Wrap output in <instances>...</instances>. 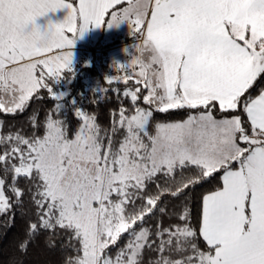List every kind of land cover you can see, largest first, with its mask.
<instances>
[{
    "label": "rangeland",
    "instance_id": "1",
    "mask_svg": "<svg viewBox=\"0 0 264 264\" xmlns=\"http://www.w3.org/2000/svg\"><path fill=\"white\" fill-rule=\"evenodd\" d=\"M83 1L81 0V4L79 3L81 16L89 11L82 8ZM124 2L125 4L121 8L113 10L114 6ZM100 3L104 10L99 9ZM155 3V0H96L95 9L97 8V10L94 18L96 32H94L93 38L90 37L93 40L84 41L82 37L75 39V43L72 45L74 49L62 54L65 55L63 60L60 59L62 68L53 69L59 62L57 61L59 60L57 59L58 55L7 68H5V64H1L0 60V66H3L0 70V108L8 113H14L17 109H22L27 105L31 96L45 83L46 79L53 78L61 82L62 71L71 73L74 71L72 74L74 76L76 72L79 73L86 68L85 66L95 68V73L92 71L89 73L87 69L80 73L86 75V77L84 76L86 85L94 92L104 95L110 89V84L123 83L121 80L124 79L126 81L127 77H123H125L128 65L121 57L123 52H126L128 58L133 57V60L142 51L145 55V60L140 62V67L144 70L143 74L137 75L134 64L129 66V68L133 67L134 71L131 77H128L134 80L135 77H138L142 83V85L133 86L129 95L134 101H138L135 97L137 94L138 98H142L141 101L150 108L139 107L133 116L127 118L125 124L124 120L120 121V126L124 125V141L117 155H112L111 148L103 156L101 155L94 121L91 117L84 119L82 129L72 139L66 137L63 127L49 122L45 138L41 140L38 147L33 149L29 160L28 158L23 160L16 170L17 175L29 174L35 168L42 172L47 182L48 196L60 210L61 217L76 226L84 237L86 264H133L146 240L147 235L144 230L135 235L134 242L128 244V249L123 252L129 256L128 259L103 257L107 247L117 240L119 234L132 233V228L136 223L130 224L124 220L123 203L125 199L113 204L110 203V197L113 194H125L127 186L130 184L142 185L160 167L170 168L175 164L189 161L213 170L218 166H228L239 160L241 161L239 179L249 180L252 183L256 181L259 185L264 179V153L258 151L259 148L264 150V145H260L256 135L249 133L244 128L240 117L237 118L240 125L237 137L245 145H240L233 151H230V147H219L215 154H213L214 152L204 154L196 150V147L190 146L195 143V140L192 135L186 133V130L191 131L192 128L197 129L198 127L183 125L182 122L160 124L152 141L148 143V139H145L152 109L167 110L195 105L184 103L178 97L170 99L165 91H157V84L153 87L150 82V77L153 74L160 82L159 86L164 83L161 72L157 69H153L152 74L150 73L147 65V51L151 44L149 41L143 42ZM109 12L110 15L106 20ZM104 20L106 22L102 26ZM137 35H142L140 36L143 37L142 42L124 46L128 42L136 40ZM247 38L249 37L247 36ZM246 45L261 51L264 48V40H259L256 44L246 41ZM56 47H59V43L54 44L50 49ZM96 48L99 49L97 51L103 49L110 51H108L107 57L99 54V58L94 59ZM12 54L15 55V53ZM12 54L5 53L3 49H0V55L3 57L8 56L13 59ZM257 58H259L258 55ZM150 61L153 62V60ZM257 61L259 62V59ZM47 64L50 67H47ZM263 70L264 66L261 71ZM65 87H67V83H65L64 89ZM208 108L212 110L214 107ZM202 114L203 112H198L189 118L201 117ZM197 122L198 119L195 123ZM204 126L205 124H200L199 128ZM215 166L216 168H213ZM249 193L247 192L246 200L242 199V206L238 210L240 218L234 219L228 228H235L238 233H243V235L248 232V245L251 250L244 251L247 260L252 254L254 258L262 259L264 258V203L258 201L256 205L254 198ZM260 196L262 197V194ZM7 207L8 201L3 191V180L0 178V208L4 211ZM204 224L210 237L209 240L213 242V244H208L215 246L214 251L206 257L207 264H224L225 261L232 264L236 261L241 253L237 251L233 253L228 250L230 244L227 245V248L225 246L222 249L216 248L217 224L214 212L206 213ZM258 232H261L262 235ZM243 257L241 256V259Z\"/></svg>",
    "mask_w": 264,
    "mask_h": 264
},
{
    "label": "trees",
    "instance_id": "2",
    "mask_svg": "<svg viewBox=\"0 0 264 264\" xmlns=\"http://www.w3.org/2000/svg\"><path fill=\"white\" fill-rule=\"evenodd\" d=\"M123 5L118 4L113 10ZM109 15L110 12L106 20ZM97 50L94 59L99 58ZM85 67L81 72L87 69L95 73V68ZM81 72L72 76L74 71H64L59 77L61 82L46 79L27 105L14 113L0 108V178L8 201L4 211L0 208V264H86L84 237L76 226L61 217L48 196L42 172L35 168L29 174L17 175V167L26 158L29 160L33 149L45 138L49 122L63 127L66 137L72 139L87 117L94 121L101 155L110 148L112 155H117L124 141V125L121 127L120 121L125 124L137 108L150 106L142 98L134 101L130 97L128 89L136 86L133 82L109 83L110 89L102 95L86 85V75ZM263 90L264 70L237 99L234 109L222 110L215 102L152 109L145 139L150 143L160 124L184 122L211 106L212 115L217 118L240 117L249 132L246 106ZM257 140L264 145L262 139ZM240 162L213 170L189 161L160 167L142 185L130 184L125 194L111 195L113 204L125 199L124 220L136 223L132 233L119 234L103 257L128 259L123 252L134 242L135 235L144 230L146 240L133 264H207L206 257L215 246L209 245L202 235L204 199L223 187L226 170L239 167Z\"/></svg>",
    "mask_w": 264,
    "mask_h": 264
},
{
    "label": "crops",
    "instance_id": "3",
    "mask_svg": "<svg viewBox=\"0 0 264 264\" xmlns=\"http://www.w3.org/2000/svg\"><path fill=\"white\" fill-rule=\"evenodd\" d=\"M80 1L0 0V49L5 53H15L12 54L13 59L0 55L1 64H5L7 68L58 55L59 62L53 69L62 68L60 59L65 58L62 54L74 49L72 45L75 39L82 37L84 41H91L95 36L96 0L83 1L82 8L89 11L82 16ZM155 1L143 41L151 44L147 51L150 73L157 69L164 80L159 86L160 82L152 74L150 82L153 87L157 84V91L163 90L170 99L178 97L187 104L204 105L215 102L222 110L234 109L237 99L254 83L264 66V48L257 51L246 45V41L256 44L257 41L264 40V0ZM99 9L104 10L101 3ZM105 22L106 20L102 21V26ZM139 42L136 39L124 46ZM56 43H59V47L50 49ZM126 55L123 52L121 57L128 65L123 77L127 78L126 81H121L142 85L140 78L135 77L134 80L129 77L134 68L137 75L144 73L140 67V62L145 60L143 51L135 60ZM133 64L134 68H129ZM46 66L50 67L48 64ZM1 67L3 66H0V70ZM131 88L128 89V94L133 90ZM135 97L138 99L137 94ZM211 113L209 109L203 111L201 117L188 118L181 123L198 127L186 130L195 140L190 146L204 154H215L219 147L236 150L241 145L237 137L240 131L238 116L215 118ZM246 113L249 132L255 134L256 139L264 141V90L247 104ZM197 119L198 122L195 123ZM200 124L205 126L199 128ZM258 151L264 153L260 148ZM240 169L239 166L226 170L223 187L205 197L202 235L208 243L213 244L205 230L204 220L207 212H214L217 224L216 248H227L230 244L228 250L240 252L244 256L242 259L240 256L232 264H264V258H254L253 254L247 260L244 251L251 250L248 232L243 235L235 228H228L234 219L240 218L238 210L242 206V199L246 200L247 192H250L256 205L258 201L264 203V179L260 185L256 181L252 183L241 180L238 178ZM251 217L253 219L252 210ZM258 233L262 235L261 232Z\"/></svg>",
    "mask_w": 264,
    "mask_h": 264
},
{
    "label": "built area",
    "instance_id": "4",
    "mask_svg": "<svg viewBox=\"0 0 264 264\" xmlns=\"http://www.w3.org/2000/svg\"><path fill=\"white\" fill-rule=\"evenodd\" d=\"M140 36H142V35H140ZM140 36L137 35V37H138L137 39H138V41L142 42L143 37H140ZM108 51H110V50L103 49V50L99 51V54H101L103 57H107L106 55L108 54Z\"/></svg>",
    "mask_w": 264,
    "mask_h": 264
}]
</instances>
